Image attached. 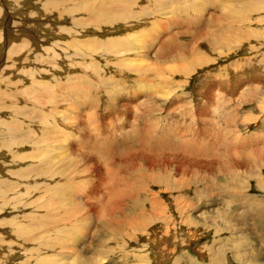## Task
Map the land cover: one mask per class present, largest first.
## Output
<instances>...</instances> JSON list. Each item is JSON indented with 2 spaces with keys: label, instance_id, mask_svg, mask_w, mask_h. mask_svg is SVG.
Segmentation results:
<instances>
[{
  "label": "rangeland",
  "instance_id": "rangeland-1",
  "mask_svg": "<svg viewBox=\"0 0 264 264\" xmlns=\"http://www.w3.org/2000/svg\"><path fill=\"white\" fill-rule=\"evenodd\" d=\"M169 1L172 0H167L166 3ZM193 1L186 0L190 7ZM204 1H196L201 10ZM216 1L218 6L205 13L206 20L209 21L206 26L212 27L210 29L199 31L197 27H192L191 21L186 23L187 25L185 24L186 26L189 25L186 30L172 28L174 26H170V28L166 22L162 20L158 22V19H156L158 24L155 22V25L144 26L143 24H147L149 20L159 18L160 15H156L157 13H164L157 10V8H151L153 13L150 14L144 12L141 15L144 18L143 23L141 22V25H137L136 28H130L129 31L135 29L139 32L143 31L142 34L148 31V28L152 32L161 29L165 32L159 34L162 40L178 30L174 41L164 47L163 53L174 51L173 54L171 53L172 55H165V59L176 55L179 52L178 47L181 46L179 44L182 43L189 49L190 53L196 50L205 57L203 62L198 59L195 62H187L188 64L186 62L179 63L177 64L178 67L167 63L165 69L158 74L155 62L159 58L155 57V51L163 44H160L158 39L154 49H148V56L144 55L137 61L132 60L133 65L131 66L137 70L127 71L129 75H125L128 77V82L125 81L127 82L125 91H128L125 97L134 95L135 92L131 91L130 86L136 83L141 86L142 95H146L143 88L146 87L149 90V97H140L142 101H139L140 98L138 97L129 98L133 99L134 102L122 99V93L118 94L115 91L107 93L109 89L107 85H111L110 80L112 78L107 80V83L106 79L103 80L101 76H117L118 68L121 67L118 63H115L114 59L111 60L112 62H108V58L98 59L97 62L95 61L97 66H91L90 69L85 66L86 63H79L80 58L76 57L74 59L78 64H74V67H72L76 74L74 77L83 75L87 78L90 76L87 79L91 84V88L89 87L90 84L87 85L84 89L85 93L80 98L77 97L78 103H76L77 95L75 91H72L71 94H63L66 91H63L60 84H57L70 81V74L68 73L70 65H68L67 60L59 63L61 65L59 71L50 69L48 65L52 62L48 60L39 61L40 69L43 70L36 75V81H45V85L50 89L48 94H51L52 91L53 93L42 101V107H37L42 115L36 116V111L34 114H28L29 109L25 108L19 110L21 114H15L16 117L22 119L24 125H22L23 128L20 132H24L23 137L25 138L23 142L17 143V145L13 144L15 147L13 149L17 153L8 156L9 162L3 161L0 166H4L2 170L5 174L3 173V175L12 182L19 181V176H23V180L28 179L33 183L37 181L38 183L32 186L30 192H27L28 195H32L33 191L42 189L43 182L54 185L59 181V177L53 175L51 170L53 169L52 165L59 161L63 155L58 157L59 160L53 158L54 161L50 162V164L53 163L51 165L40 166V163L42 159L45 162L48 156L51 157L53 154H59L56 152H61L62 145L66 141L65 135L67 137L71 135L72 139L68 138V140L75 141L77 144H79V140L89 142L88 145L85 144L86 146H75L78 152L85 154L84 157L89 156L87 158L90 159V171H85L84 175L79 174L80 180L83 179V182H80L82 186L77 187V194L81 196V200H78L81 204L83 203L86 210L88 208L100 209L99 212L104 213L105 216L100 215L102 213L98 214L99 221L103 218L113 220L111 223L105 224V228L103 226L90 229L87 232L88 236L79 235H83V237L77 238L74 244L84 245L90 239L94 244L92 250L83 252L84 255L78 253L82 255L78 256L79 261L77 259H73L74 262L69 260L71 263L81 264L86 253V255H92L94 254L93 251H97L95 252L97 256L95 260L90 256L87 257L88 260L92 259V262L88 261L90 264H102V262L104 264H221V259L218 258L219 255L216 256L214 252L217 249L219 253L220 245H224L223 240L229 237V240L236 239L234 241L235 251L231 254L235 259V264H264V0ZM143 4L147 5L146 2H143ZM152 4H150V7L154 6ZM170 6L174 13V10H177L178 15H185L175 9L173 5ZM134 20L140 21L141 19L134 18ZM153 25L155 27H152ZM92 28L85 29L84 33L86 34V31H90ZM209 30L216 31V33L210 36L208 35ZM66 32V36L60 38L64 42H68L70 39L68 31ZM123 32V30H119L117 33L111 32L110 34L118 35ZM147 36L148 34H145L143 40L139 37L136 46L139 45V42L141 45ZM92 38L93 36L87 39ZM20 39L19 37L11 42L18 43ZM54 39L47 38V41L43 43L44 46L42 45V48H40L41 51L43 52L48 42ZM11 42L10 44H12ZM69 42H72V40ZM74 47L76 49L75 45ZM73 49L70 44L69 50L66 49L65 53H67V50ZM4 50L5 48L1 57L5 56ZM87 50L93 53L90 48H87ZM99 50H95L94 54L100 53ZM41 51L40 53H42ZM130 56L133 55L130 54ZM15 58L18 59L19 57L16 56ZM104 60H107V62ZM69 61L71 62L70 59ZM140 61L143 62L145 67ZM4 64L0 68V74L5 76L8 75L9 70L16 69L19 65L9 66L8 62H4ZM172 66L173 68L170 69ZM28 67H30L29 64ZM168 69L174 73L172 74ZM20 73L22 74V70H20ZM83 73L87 75L85 76ZM163 73H165L164 76ZM23 75L32 81L30 75ZM16 76L21 75L16 74ZM168 76L169 78H167ZM140 78L143 79V83L139 82ZM10 81L11 79H9V83H11ZM2 82H5V80L0 79L1 84H3ZM22 84L20 86L13 84V87L12 83L9 85L12 89L16 88V99H19V105L33 107L22 101V91H24V88L27 89L26 87L34 85V82L27 83L28 86ZM3 85L8 86L7 82ZM50 85L54 88H51ZM115 88H119L120 91L121 89L124 90L120 86ZM91 89L94 92L98 91L96 93L98 95L95 96L98 101L94 105H89L85 101L86 98L90 97ZM27 90L31 94L29 87ZM63 95L72 96L74 99L70 100L69 103H65L62 100ZM99 95L100 97H98ZM40 96L44 98L41 93ZM119 98L120 100L113 102L114 99ZM125 107L128 108L123 110ZM6 110V108H3V112L0 111L2 126L9 122L7 117L9 114L6 113ZM22 111L24 112L23 115ZM95 113L98 115L103 113V116L101 114L98 116ZM94 118L96 120L97 118L100 119L96 121ZM44 119H46L49 126L44 124L46 123ZM57 120L60 121L57 123ZM100 123L101 125H98ZM17 130L18 127H15V129L12 127L8 128L7 131L18 132ZM163 132H165V135H163L165 137L162 136ZM166 133L173 138L172 142L163 141L169 137ZM247 134L251 139L247 143L250 146L256 144L260 147L259 151H254L257 153L258 159L257 164L253 166L249 159L242 161L246 158L241 157L242 146L240 147L235 137L236 135L239 136L238 138L240 136L242 138L243 135L248 136ZM260 138L263 142H258ZM43 140H49V144L52 145L48 147V143H44ZM106 140L110 141L107 142ZM114 141L116 142L113 143ZM110 142L113 143V146H110ZM117 142L120 147L122 146L121 149L116 148L117 145L115 146V144ZM19 145L23 146L20 147ZM38 147H41V150ZM56 147L58 150H55ZM2 150L7 156V153H9L7 148L4 147ZM235 157L237 158L235 160L239 158L238 163L237 161H231ZM12 158L15 159L11 164ZM76 159L78 158L75 157ZM240 162L244 163L243 166L238 167L235 165L236 163L240 165ZM31 164L33 165L31 166ZM80 167L79 164H76L77 171ZM24 173H32L31 176L40 174L31 179V177H26ZM64 181L61 179L59 184H63ZM109 184H114V186L117 184V187L123 188L127 192L129 190L133 191L131 193L135 194L131 195L133 200L116 197L114 190L113 192H111V189L109 190L111 186ZM23 189L20 188V191ZM249 196L257 199L255 204L247 205L248 201L246 200H249ZM63 197V202H67L68 196L63 195ZM22 201H25L23 204L27 206L28 210L35 203H39L38 200L32 205L27 195H24ZM27 202H30V204ZM75 206H73L72 211ZM111 208L117 212L110 213ZM233 212L237 213L236 217L230 216ZM81 213L82 210L78 211L73 219L78 221L82 217ZM143 213L145 216H142ZM135 219L136 222H134ZM237 222H240V224ZM246 225L253 228L251 232L246 230ZM109 229L117 231L112 233ZM96 241L97 243H95ZM88 262L86 264H89Z\"/></svg>",
  "mask_w": 264,
  "mask_h": 264
},
{
  "label": "bare ground",
  "instance_id": "bare-ground-1",
  "mask_svg": "<svg viewBox=\"0 0 264 264\" xmlns=\"http://www.w3.org/2000/svg\"><path fill=\"white\" fill-rule=\"evenodd\" d=\"M196 1H198V0H196ZM196 1L194 0L192 3V6L190 7L187 4L186 0H172L171 2L169 1L168 3H166L167 0H153V1H151V0H33V1H30V0H0V68L2 67L4 62H8L9 66H14L15 64L20 65V67H19V65H17L16 69L9 70V73H7L8 75H6V76L0 74V79L5 80V82H7V85H8L6 87L5 85H3V84H5V82H2L3 84L0 83V111L3 112L2 111L3 108H6L7 109L6 113L9 114V115H7L9 122L7 124L3 123L4 126H2V123H1L2 118H0V149H1L0 150V164L3 163V161L9 162L8 156H10V155L12 156L13 154L17 153V151H15L13 149V148H15L13 146V144L17 145V143L23 142V139L25 138V137H23L25 135L24 132H22V131L20 132V130L23 128L22 125H24L22 123V119L16 117L15 114H17V115L21 114V112H19V110L21 108L22 109L25 108V109H29L27 112L28 114L29 113L34 114L36 111L37 112L36 116L42 115L41 113H39V110L37 107L38 106L42 107V105H43L42 101L45 98H47V96L49 97V95H51L53 93V91H52L51 94H48V93H50V89L47 85H45V81H41V80L36 81V75H38L41 72V70H43V69H40V66H39L40 62L39 61L48 60V61L52 62V63H49V65H48L50 67V69L59 71V69L61 68V65L59 63H62L65 60H67L68 65H70L69 69H68V73L70 74V76H69L70 81L60 82V80H59L60 83H57V84H60V87L63 88V91H66V93H63V94H71L72 91L73 92L75 91V93L77 95V96L75 95L76 98L77 97L80 98L85 93V90H84V89H86L85 87L90 84V81L88 80L90 76L88 75L89 76V77H87L88 79L85 78L83 75L80 77H78V76L74 77L76 74L74 73L72 67H74V64L78 65L74 59L76 57L80 58L81 60L79 63L80 64L86 63L85 66L89 67V69L91 66H93V67L97 66L96 62L98 61V59H102V58L107 59L108 58L109 59L108 62H112L111 60L114 59L115 63H118V65L121 67V68H118L117 76L116 77L101 76V77H103L102 79L103 80L106 79V81L110 80V78H112V80H110L111 85H109V86L107 85V87L109 88V89L107 88L108 91L106 90L107 93H112L114 91L118 94L122 93L121 98L127 99L129 101L133 100V99H129V98H137V97L140 98L141 96L142 97L143 96L149 97V95H148L149 90L146 87L143 88L144 89L143 92L146 95H142L141 90H140L141 86L140 85L138 86L136 83H134L132 86H130L131 91L135 92L134 95L132 97H125V94H127V92H128V91H125V87H127L126 84L128 82L127 81L128 77H126L125 75L128 76L129 71H132V70L136 71L137 70L135 67L131 66V65H133L132 60L137 61V60H140L144 55L148 56L147 55L148 49L149 50L154 49V46L156 45V43H157L156 41L158 39H159L158 42H160V44L163 43L161 45V47L159 49L156 48L158 50L155 51V57L159 58V59H157V62H155V64L157 65L156 71L158 74L161 73L165 69V64H167V63H171V65H174V67H176L177 64H179V63L195 62L198 59H200L203 62L204 61L203 59L205 57L203 55H201L200 52H198L196 50H193L190 53L189 49H187L185 47V45L182 43V44H179V46L180 45L181 46L178 47L179 48L178 49L179 54L176 52L177 53L176 55H173L171 57L168 56L169 58L165 59L164 58L165 55H172L174 53V51H172V50L170 52L168 51L166 53H163V50H164L165 45L170 44L172 41H174V38H176V35H177L176 32H178V30H176V29H175L176 32L173 29V31L175 33H172L171 35L169 34V36H166L164 38V40H162L160 38L159 34L165 33L164 31H162L160 29V31L156 30V31L152 32V30L148 28V31L144 32L145 34H148V36L146 37V40L141 45H140V42L138 41L139 42L138 46H136V41L139 39V37L141 40H143L145 34L141 33L143 31L139 32V30L137 31L135 29H133L131 31H129V30H130V28H136L137 25H141V22L144 20V18L141 15L144 12L149 13V14L151 12L153 13V10L151 8H154V9L157 8V10L163 11L164 13H160V14L157 13L156 15H160L159 18L151 19V17H150L151 20H149L147 22V24H143L146 27H148L149 24H151V25L154 24L158 20H159L158 22H160V20H162L163 22H166V24H168V27L174 26L172 28L176 27L177 29L183 28L186 30V28L189 27V25L186 26L187 25L186 23H190V21H191L192 27H197V30H199V31H201V29L205 30V29L209 28L208 26H206V23H209V21L207 22V20H206L207 17H205V13L208 10L210 11L211 8H216L218 6V3L216 0H205L203 8L201 10L200 6L196 4ZM143 2H146L147 5L143 4ZM149 2H152L153 4L149 3ZM150 4H152L154 6L150 7ZM170 5H173L175 9H178L179 11L183 12L185 15H178L176 12L177 10H174L175 11V13H174L171 10L172 8ZM25 11H27V12H25ZM140 11H141V13H140ZM134 18L135 19H141V20L135 21ZM156 19H158V20H156ZM158 22H157V24H158ZM69 23L71 25H68ZM123 23H124V25H123ZM154 25L152 27H155ZM152 27H150V28H152ZM158 27L161 28L159 25H158ZM87 28H92V30L86 31L87 33L85 34L84 32H85V29H87ZM210 28H212V27H210ZM119 30H123L124 32L120 33L118 35L110 34L111 32L117 33V31H119ZM125 30H126V32H125ZM66 31H68V34L70 36L69 41L72 40V42H69V41L64 42L63 40L60 39V38H63L64 35L66 36V34H67ZM127 31H129V32L127 33ZM215 33H216V31H210L208 35L212 36ZM108 34H110V35H108ZM92 36H93L92 39H87V38H90ZM19 37L21 38L19 41L20 43L19 42L18 43H14V42L12 43L11 42V41L16 40ZM47 38L48 39L57 38V39L49 41L47 47H45L44 51L42 52L40 48H42L43 43H45L47 41ZM10 42L12 44H10ZM212 43H214V42H212ZM70 44L72 45V47L74 49L68 51ZM74 45L76 46V49H75ZM4 48H5V50H4L5 56L1 57L2 56L1 54L3 53ZM87 48H90V50H93V53L88 51ZM170 48H171V46H170ZM66 49H68L67 53H65ZM99 49H102V50H99ZM38 50H40L42 53H40V51H38ZM95 50L96 51L99 50L100 53L94 54ZM130 52H132V53H130ZM130 54H132L133 56L129 57ZM183 54H184V56H183ZM14 55H16L19 58L18 59L15 58L16 56H14ZM69 59L71 60V62L69 61ZM206 59H207V57H206ZM104 61L107 62V60H104ZM44 62H46V61H44ZM140 62H142V61H140ZM28 64L30 67H28ZM142 64H143V62H142ZM143 66L145 67L144 64H143ZM116 67H117V65H116ZM4 68H5V66H4ZM172 68H173V66L170 69H172ZM62 69H63V67H62ZM176 69H178V68H176ZM20 70H22V74L20 73ZM168 71H170V70L168 69ZM170 72H172V70ZM173 73L174 72H172V74ZM16 74H20L21 76H16ZM23 74L30 75L32 77V81L27 79L25 77V75H23ZM78 74L81 75L80 73H78ZM164 74L165 73H163V76H164ZM58 75H59V73H58ZM139 76H140V74H139ZM21 78H23V79H21ZM167 78H169V76ZM9 79H11L10 82L12 83V87H13V84L20 86L21 83H23L22 85L25 86L27 83H33L34 82V85L33 84L31 86L26 85L29 87L31 94L27 90L28 87H26L27 89L24 88L23 89L24 91H22L23 92L22 101H25V103L30 104L33 107H23L22 105H19V103H20L19 99L18 100L16 99V92H17L15 90L16 88L12 89V87H10L11 83H9ZM71 79H73L74 81H72ZM142 80L140 78L139 82L143 83ZM146 80H148V79H146ZM125 81H127V82H125ZM48 82H50V81L48 80ZM107 83H108V81H107ZM142 83H141V85H142ZM104 84H106V83H104ZM118 85L120 86V88H123L124 90L121 89V91H120L119 88H115V87H119ZM90 86H91V84L89 85V87ZM51 88H54V87L51 86ZM18 92H19V90H18ZM22 92H21V94H22ZM44 92L46 94H43ZM97 92L92 91V89H91V93L89 92L90 97L85 99V101H87L89 105H94L97 103L98 99L95 98V96L98 95V94L96 95ZM40 93L42 94V96L44 98H42L40 96ZM101 93H102V91H101ZM100 95L98 97H100ZM114 98H115V96H114ZM55 99H53V100H55ZM73 99L74 98L72 96H66V95H63V98H62V100L65 101V103H69V101L73 100ZM115 100L117 102V100H120V98L114 99L113 102H115ZM140 100L142 101V98H140L139 101ZM107 101H109V100L107 99ZM110 101H112V100H110ZM132 102H134V101H132ZM76 103H78V98H77ZM79 105H81V104H79ZM105 105H106V103H105ZM24 106H25V104H24ZM129 107L131 108V106H129ZM127 108L125 107V109H123V110H126ZM25 109H24V111H25ZM97 110H98V107H97ZM93 111H95V110H93ZM23 114H24V112L22 113V115ZM95 114H97V113H95ZM100 114L101 113H99V115ZM102 114H101V116H103ZM105 116H106V114H105ZM99 119L97 118V120H99ZM37 120H39V119H37ZM63 120H64V118H63ZM44 121L46 122L44 124L47 125L48 123H47L46 119H44ZM58 121H60V120H57V123H58ZM64 122H65V120H64ZM40 123H41V121H40ZM98 125H101V123ZM48 126H49V124H48ZM12 127L14 129H15V127H18V130H17L18 132L7 131L8 128H12ZM98 128H99V126H98ZM65 130H67V129H65ZM77 130H79V129H77ZM8 132H9V134H7ZM163 135H165V132H163L162 136ZM167 135H169V134H167ZM163 137H165V136H163ZM169 137L165 138L167 140H163L164 138L162 140L166 141V142H172L173 138L170 135H169ZM235 137L237 138V142L239 143L240 147L242 146V150L240 153L241 157L246 158L245 160L242 158H240V159H242V161H246L247 159H249V161L252 164L249 161L248 162L252 166L257 164L258 156H257V153H255V152L259 151L260 147L256 144L250 146L247 143L249 140H251L249 138V135L248 136L243 135L242 138H241V136H240V138H238L239 136H236V135H235ZM262 137H263V135H262ZM49 138H52V137H49ZM53 138L56 139L55 137H53ZM65 138H66V141L64 142L65 143L64 145H62L63 143L60 141V143H62L61 144L62 145L61 152H56L59 154H53V155L50 154L51 157H49L47 155L48 159H46L45 162L42 159L41 163H40V166L51 165L53 163L50 164V162L54 161L53 158H56L57 160H59L58 157L60 155H63L62 158L60 157L61 159L59 161H56V163H54V165H52L53 169L51 170V173L53 175L55 174L59 177V181L61 179L65 180L63 184H59V181L56 182L54 185H49V183L43 182L41 190L33 191L31 193L32 195H30V194L28 195L27 192L29 193L31 188H33L32 186H34L38 182L34 181V183H33V182L28 181V179L23 180V178H22L23 176L18 177V179H20L19 181L16 180V181L12 182V180L8 179L7 177H5L3 175V173L5 174V172L2 170V169H4V166H0V264H73L69 260H72V262H74L73 259L74 260L77 259L79 261L80 259L78 258V256L81 254H78V253L83 254V252H85V251L87 252V251L92 250L91 248L94 244L92 239H90V241L88 243H85L84 245L74 244V241L77 238H80L81 236L83 237V235L88 236L87 232L90 229L95 228V227H103V226L105 228V224L112 222L113 219H104V218L101 219V221H99L100 217H97V216H98V214L102 213V212H99V210H100L99 208H98L99 210L89 209V208H88L89 210L88 209L86 210V207L83 205V203L81 204V202H79V200H81L80 199L81 196H80V194L79 195L77 194V187L82 186V184L80 182H83V179L80 180L79 174L84 175L85 171H87V172H88V170L90 171V168H89L90 167L89 166L90 159L87 158L89 156L84 157L85 154H81L80 152H78V150L75 146L76 145L84 146L85 144L88 145L89 142L87 140H79V144H77L75 141L68 140V138H71V135H70V137H67L65 135ZM44 140H43L44 143H48V145H47L48 147H50V145H52L51 143L49 144V142H50L49 140H46V141H44ZM53 140H52V142H53ZM108 141H110V140H108ZM260 141L263 142L262 138H260V140H258V142H260ZM111 142L109 144H110V146H113V143H115L116 141H114L112 144H111ZM155 145H156V143H155ZM19 146L21 147L23 145H19ZM31 146H32V144H31ZM115 146L118 149H121V147H122V146L120 147V144H118V142L115 144ZM4 147L7 148V150L9 151V153H7V156L5 155V152L2 150V149H4ZM90 147H88V148H90ZM152 147H153V145H152ZM152 147H149V148H152ZM104 148H106V147H104ZM38 149L41 150V147H38ZM52 150H50V151H52ZM55 150H58L57 147ZM59 150H60V148H59ZM85 150H87V149H85ZM102 150H103V148H102ZM43 151H46V150H43ZM79 151H81V150H79ZM52 152H55V151H52ZM35 153H36V151H35ZM75 153H77V154H75ZM237 155H238V153H237ZM75 157H77L78 159L75 160ZM236 157L232 158L233 160H231V161H237V163H238L239 158H238V160H235V159H237ZM250 158H251V160H250ZM14 159L15 158H12L10 163L13 162ZM99 159H101V158H99ZM237 163L235 165L238 167L243 166V164H244L243 162H240V165H237ZM14 164H16V163L14 162ZM76 164H79V166H81L79 171H77V169H76ZM6 165H8V164H6ZM32 165L33 164H31V166ZM231 167H232V165H231ZM18 171H20V170L18 169ZM41 171H42V169H41ZM15 172L17 173V171H15ZM43 172H44V170H43ZM40 173H38V174H40ZM31 174H25V175H26V177H29V178L31 177V179L36 178L38 176V174L35 176L34 175L31 176ZM73 174H74V176H73ZM20 175H22V174H20ZM85 175H87V174H85ZM69 178H72V179L70 180ZM22 180L25 182H23ZM20 181H22V182H20ZM88 183H90V182H88ZM123 184L125 185V183H123ZM109 185H111L109 187V190L111 189V192H113V190H114V194L116 197L132 199L133 198L132 196L135 195V194H131V193H133V191L129 190L127 192L125 189H123V188L121 189V188L117 187L116 186L117 184L115 186H114V184L113 185L109 184ZM20 188L21 189L24 188V189L20 191ZM34 188H36V187H34ZM138 188H139V186H138ZM78 190H80V188H78ZM83 194H85V193H83ZM24 195H27V198L30 200V202H32L31 203L32 205L34 202H36L38 200H39V203H35L28 210L27 206L23 204V203H25V201L24 202L22 201L24 198ZM63 195L66 197L68 196L66 199L67 202L66 201L63 202L64 201ZM25 198H26V196H25ZM251 198H253V196H249L248 197L249 200H246V201H248L247 205L255 204V202L257 201L256 198H253V200H251ZM30 202L29 203L27 202V203L30 204ZM74 205H76V206L74 207V210L72 211V208ZM77 205H80V206H77ZM112 207H114V206L112 205ZM125 207H126V205H125ZM116 209H117V207H116ZM80 210H82V213H81L82 217L78 221H75L73 219V217ZM118 210H119V208H118ZM155 210H156V208H155ZM157 211H159V210H157ZM109 212L115 213L117 211L115 209L111 208L109 210ZM236 214L237 213L233 212L232 215H230V216L236 217L237 216ZM100 215L103 216L104 213H102ZM224 215L226 216L225 213H224ZM142 216H145L144 213L142 214ZM77 217H76V219H77ZM114 217H115V214H114ZM241 219H242V217H241ZM131 222H132V220H131ZM131 222H130V224H131ZM134 222H136V219ZM237 223L240 224V222H237ZM245 227H246V230H248L249 232H251L253 229L250 225H246ZM110 231L113 233L117 230L111 229ZM95 232H97V231H95ZM80 234H83V235L79 236ZM95 243H97V241ZM94 249H96V248H94ZM95 252H97V251H93L94 254H92V255H89V254L86 255L87 254L86 253L84 259H82L81 264H86L88 261L92 262L91 261L92 259L95 260L97 257L95 255L96 254ZM89 256L92 258L91 260L87 259V257H89ZM102 264H104V263L102 262Z\"/></svg>",
  "mask_w": 264,
  "mask_h": 264
},
{
  "label": "crops",
  "instance_id": "crops-1",
  "mask_svg": "<svg viewBox=\"0 0 264 264\" xmlns=\"http://www.w3.org/2000/svg\"><path fill=\"white\" fill-rule=\"evenodd\" d=\"M229 237H226L223 242L224 245H220L221 249H219V253L217 251V249L215 250L216 252H214V254L216 256L219 255L218 258L221 259V264H235V259H233L232 257V253L235 251V242L236 239L232 240L230 239L229 241ZM223 247V248H222ZM168 264V263H167Z\"/></svg>",
  "mask_w": 264,
  "mask_h": 264
}]
</instances>
